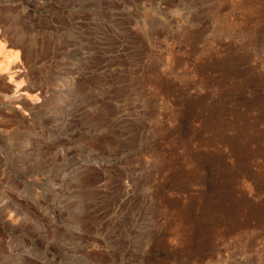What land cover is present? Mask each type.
<instances>
[{
  "label": "rangeland",
  "instance_id": "1",
  "mask_svg": "<svg viewBox=\"0 0 264 264\" xmlns=\"http://www.w3.org/2000/svg\"><path fill=\"white\" fill-rule=\"evenodd\" d=\"M0 33V264H264V0H0Z\"/></svg>",
  "mask_w": 264,
  "mask_h": 264
},
{
  "label": "bare ground",
  "instance_id": "2",
  "mask_svg": "<svg viewBox=\"0 0 264 264\" xmlns=\"http://www.w3.org/2000/svg\"><path fill=\"white\" fill-rule=\"evenodd\" d=\"M3 27V26H2ZM7 28V27H6ZM6 28H3L4 29V31L3 32H5V30H6ZM0 34H2V33H0ZM4 34V33H3ZM21 37V36H20ZM19 37V38H20ZM11 41V40H10ZM11 43V42H10ZM14 44V43H13ZM22 45V44H21ZM19 46V45H18ZM23 46V45H22ZM22 53V52H21ZM9 53L8 52H6V54L5 55H8ZM22 55V54H21ZM9 57H10V59H9V61L8 62H6V64L5 65H2V66H0V99H4V100H6V102L7 103H18V104H20L21 105V107L22 108H24V109H29L31 106H29V104L28 103H26V101L24 100V98H23V94L21 95V94H18V92L20 91V90H22V91H24L25 90V92H28V91H26L27 89L29 90L30 88H28V84H24V85H21L22 83V81L21 80H16V78H18V76H20V74L23 72V71H21V73L19 72H17V71H20L21 70V67H23L24 65H23V63L25 62V61H23L24 60V58H25V56L23 55V59L21 58L20 59V61H18V60H16V58H18V53H16L14 56L16 57V58H14V57H11V55L9 54L8 55ZM13 56V55H12ZM9 57H7V59L9 58ZM22 57V56H21ZM26 59H29V57L28 58H26ZM27 62V61H26ZM26 62L24 63V64H26ZM27 65V64H26ZM4 69H5V71H6V69H7V71L6 72H10V74H7L9 77H10V79L12 80V78L11 77H14V79H13V81L12 82H14V83H16V88H17V90H14L12 93H11V90H12V88H13V86L10 84V83H12V82H7L5 79V73H3L4 72ZM25 72V71H24ZM12 73H15V75L14 74H12ZM23 74V73H22ZM6 75V76H7ZM14 75V76H13ZM22 78V77H21ZM20 79V78H19ZM14 83H12V84H14ZM31 85V84H30ZM34 86V85H33ZM37 86V85H36ZM30 87V86H29ZM32 87V86H31ZM33 89H34V87H33ZM19 90V91H18ZM21 91V92H22ZM8 92H10L11 93V95L8 93ZM16 92H17V94H16ZM40 93V92H39ZM16 94V95H15ZM38 95V94H37ZM37 97V96H36ZM33 103V102H32ZM34 105V104H33ZM33 109V108H32ZM20 120V122L22 121L21 119H19ZM1 121V120H0ZM3 122V121H2ZM17 122H19V121H17ZM25 122V121H24ZM32 123V122H31ZM34 123V122H33ZM32 123V124H33ZM21 124H23V123H20V124H18L19 125V127H20V125ZM26 124H27V122H26ZM25 124V125H26ZM32 124L30 125V126H32ZM4 125V124H3ZM28 125V124H27ZM16 126V125H15ZM15 126L13 127V128H15ZM18 126H16V128H17ZM22 127H26V126H22ZM28 128V127H27ZM18 129V128H17ZM17 129H14V130H17ZM26 129V128H25ZM29 129H30V127H29ZM32 129V128H31ZM21 130V129H20ZM22 131V130H21ZM23 131H24V129H23ZM27 131V130H26ZM34 132V131H33ZM36 132V131H35ZM29 134H30V132H28ZM32 133V132H31ZM34 134V133H33ZM36 136V135H35ZM23 138V137H22ZM25 138H28V140L29 139H32V138H30V137H26L25 136ZM30 141V140H29ZM30 143H32L31 141H30ZM32 145V144H31ZM3 180H4V178H2ZM3 189V188H2ZM1 190V189H0ZM2 191V190H1ZM5 192V191H4ZM3 192V193H4ZM15 205V204H14ZM10 210H11V212H13L14 213V215L15 216H20L21 215V209L19 208V207H16V208H14V206H13V208H12V206H10Z\"/></svg>",
  "mask_w": 264,
  "mask_h": 264
}]
</instances>
